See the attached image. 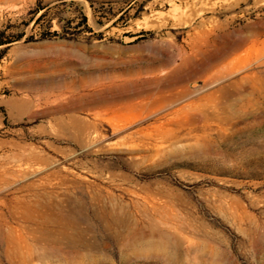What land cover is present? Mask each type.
<instances>
[{
	"label": "rangeland",
	"instance_id": "1",
	"mask_svg": "<svg viewBox=\"0 0 264 264\" xmlns=\"http://www.w3.org/2000/svg\"><path fill=\"white\" fill-rule=\"evenodd\" d=\"M5 29L0 264H264V0H0Z\"/></svg>",
	"mask_w": 264,
	"mask_h": 264
},
{
	"label": "trees",
	"instance_id": "2",
	"mask_svg": "<svg viewBox=\"0 0 264 264\" xmlns=\"http://www.w3.org/2000/svg\"><path fill=\"white\" fill-rule=\"evenodd\" d=\"M45 8L44 7H41L40 6V2H39V6H37L36 8H35V10H34V13H39L40 11H42V10H44ZM45 14H43L41 17H43ZM85 18V17H84ZM86 19V18H85ZM6 29L5 30H1L0 31V47H2V46H5V45H8V44H10V43H12V42H14V41H16V40H18V39H20L21 38V36H19V37H17V38H15L14 40H13V38H10L9 36H6Z\"/></svg>",
	"mask_w": 264,
	"mask_h": 264
},
{
	"label": "bare ground",
	"instance_id": "3",
	"mask_svg": "<svg viewBox=\"0 0 264 264\" xmlns=\"http://www.w3.org/2000/svg\"><path fill=\"white\" fill-rule=\"evenodd\" d=\"M60 233H61V231H60ZM63 234V233H62ZM74 234V233H73ZM77 237V236H76ZM82 237V236H81ZM68 239H70V237H68ZM86 241V240H85ZM63 242V241H62ZM87 242H88V240H87ZM59 245V244H58ZM65 245V244H64ZM53 246V245H52ZM66 246H68V245H66ZM58 247H60V246H58ZM71 249V248H70ZM63 250V249H62Z\"/></svg>",
	"mask_w": 264,
	"mask_h": 264
},
{
	"label": "water",
	"instance_id": "4",
	"mask_svg": "<svg viewBox=\"0 0 264 264\" xmlns=\"http://www.w3.org/2000/svg\"><path fill=\"white\" fill-rule=\"evenodd\" d=\"M129 39L128 38H125L124 41L127 42Z\"/></svg>",
	"mask_w": 264,
	"mask_h": 264
}]
</instances>
